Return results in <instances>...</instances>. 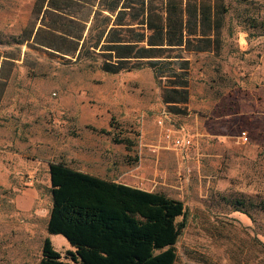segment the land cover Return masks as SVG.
Masks as SVG:
<instances>
[{"label":"rangeland","instance_id":"obj_1","mask_svg":"<svg viewBox=\"0 0 264 264\" xmlns=\"http://www.w3.org/2000/svg\"><path fill=\"white\" fill-rule=\"evenodd\" d=\"M58 1L81 16L93 8ZM132 1L163 12L200 0ZM218 1L220 48L183 51L189 100L173 113L149 67L108 74L99 58L35 42L62 20L48 0H0V51L15 57L0 103V264H38L46 237L64 256V237L46 230L57 161L181 200L174 264H264V0ZM24 30L30 39L14 42ZM183 134L191 143L178 147Z\"/></svg>","mask_w":264,"mask_h":264},{"label":"trees","instance_id":"obj_2","mask_svg":"<svg viewBox=\"0 0 264 264\" xmlns=\"http://www.w3.org/2000/svg\"><path fill=\"white\" fill-rule=\"evenodd\" d=\"M128 1L93 0V8L81 16L64 11L61 1L48 0L52 10L63 13L62 20L54 21L46 41L35 42L75 60L99 58V68L108 74L149 67L166 108L185 113L190 61L183 51H217L226 8L218 0L184 5L169 1L163 12L146 10L143 4L134 12L137 6ZM67 2L74 4L64 0L66 6ZM31 36L24 30L13 40L23 43ZM14 59L0 51V103ZM115 140L126 143L127 139ZM48 173L52 202L46 230L65 237L72 249L63 256L46 237L38 264L175 263V244L186 226L181 200L102 178L63 161L49 163Z\"/></svg>","mask_w":264,"mask_h":264},{"label":"built area","instance_id":"obj_3","mask_svg":"<svg viewBox=\"0 0 264 264\" xmlns=\"http://www.w3.org/2000/svg\"><path fill=\"white\" fill-rule=\"evenodd\" d=\"M243 137L246 139V134L245 132L243 133ZM174 143L176 146L178 147H186V146H189L191 141L188 137H177L175 140H174Z\"/></svg>","mask_w":264,"mask_h":264},{"label":"crops","instance_id":"obj_4","mask_svg":"<svg viewBox=\"0 0 264 264\" xmlns=\"http://www.w3.org/2000/svg\"><path fill=\"white\" fill-rule=\"evenodd\" d=\"M183 136L185 137H188L189 138V136L187 135V134H183ZM49 216V215H48ZM48 220V219H47ZM62 236V235H61ZM63 237V236H62ZM64 239L66 240L65 242H67V243H65V244H68V247L66 248V249H72V247H71V245L69 244V242L67 241V239L64 237Z\"/></svg>","mask_w":264,"mask_h":264}]
</instances>
